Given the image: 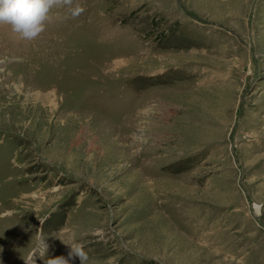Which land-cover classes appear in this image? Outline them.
Instances as JSON below:
<instances>
[{"label":"rangeland","instance_id":"1","mask_svg":"<svg viewBox=\"0 0 264 264\" xmlns=\"http://www.w3.org/2000/svg\"><path fill=\"white\" fill-rule=\"evenodd\" d=\"M73 242L87 264H264V0L0 25V264Z\"/></svg>","mask_w":264,"mask_h":264},{"label":"clouds","instance_id":"2","mask_svg":"<svg viewBox=\"0 0 264 264\" xmlns=\"http://www.w3.org/2000/svg\"><path fill=\"white\" fill-rule=\"evenodd\" d=\"M72 5V0H0V25L9 26L12 33L24 41L37 39L46 28L50 19V12L58 5ZM79 4L70 7L73 18L84 12ZM67 257L57 256L47 259L45 264H70L73 258H78L80 264H87L89 257L84 245L73 242ZM41 254L43 249L40 248ZM36 251L31 253L30 262Z\"/></svg>","mask_w":264,"mask_h":264}]
</instances>
